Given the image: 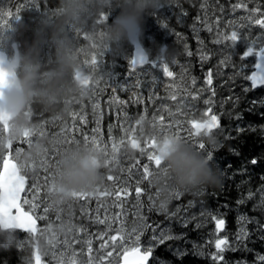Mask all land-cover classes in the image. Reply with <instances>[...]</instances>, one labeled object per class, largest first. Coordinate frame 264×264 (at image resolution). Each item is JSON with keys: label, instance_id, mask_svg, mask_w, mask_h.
<instances>
[{"label": "trees", "instance_id": "1", "mask_svg": "<svg viewBox=\"0 0 264 264\" xmlns=\"http://www.w3.org/2000/svg\"><path fill=\"white\" fill-rule=\"evenodd\" d=\"M28 1H31L29 6L23 0L6 2V10L9 9V12L15 5L14 43L17 52L21 54H25L34 42L35 29L43 21H48L49 25L55 23L60 11V0ZM238 3L246 4L247 8L234 9V5ZM257 8L259 11H252ZM120 10V0H111L100 11L96 10L95 5H89L84 23L76 25L77 31L73 30L77 39L73 41L81 50V57L92 59L87 70L83 67V71L95 77L93 83L99 88L93 84V91L99 89L102 92L100 100L104 101L106 97L104 116L101 110L99 112V129L105 132V137L111 143L122 139V114L133 118L144 116L147 119L154 115L153 109L157 106L160 107L165 102L176 103L180 97L200 109V119L206 121V113L211 108L209 115H217L220 121V128L211 132L204 130L197 143L205 145L204 151L211 157L209 162L221 174V183L217 187L184 192L167 206L165 212L172 215H157L149 209L146 223L148 221L147 224L152 227L168 225L174 236L153 249L149 264H264V260L260 259L264 257V87L252 90L249 80L245 79L251 73L257 57L253 55L242 59L243 52L253 41L256 42V50L264 43V28L254 22L256 19H264V0H158L155 7L144 13L139 37L149 56L147 65L152 67L150 75L135 72L144 67L131 68L132 46L127 41L119 45L110 43L93 55H88L85 45L81 43L85 35H90L91 29L102 31L99 27L102 25L105 26L107 36L108 26ZM71 26L73 27L67 26V31H72ZM233 31L240 37L235 43L228 39ZM40 56L43 74L53 66L55 48L45 45ZM154 62H158L156 68L152 66ZM165 64L173 73L171 77L163 73ZM210 71L213 83L209 86L206 80ZM119 83H126V87L116 88ZM165 85L170 91H165ZM103 90L118 94L120 102H113L114 96L104 94ZM144 92H151L150 97L143 96L146 95L141 94ZM173 95L176 96L175 100L172 99ZM193 96L196 97L195 100L192 99ZM95 97L92 91L83 95L81 101L78 102V99L73 104L66 119L55 121L43 111V106L38 101L33 102L30 105L32 119L38 121L44 131V135L37 139L48 137L51 143L46 148L60 150L69 140L79 143L83 137H88L90 130L95 136L93 130L96 126L99 127L98 124L94 127L90 123L84 125V132L78 130L73 139L65 136V132L59 135L57 131L65 125L74 124L76 128L79 127L78 115L95 118L97 114L90 111L89 102L94 101L100 103L101 107L104 106ZM149 98L153 100L151 105H148L149 100H145ZM209 134L216 140L214 143L203 139ZM37 139L33 137L32 141ZM110 146L112 145L106 146L109 154L112 153ZM6 153V149L0 150V161ZM115 155V160L113 155H105V161H108L105 166L106 182H117L116 172L124 166L123 161L119 160L120 155ZM39 159L40 166L45 167L46 172L48 162L47 166L42 163L46 158L40 156ZM253 159L257 161L256 164L251 163ZM111 166L113 168H109ZM111 170H114L115 175L109 180L108 172ZM135 180L137 179L133 177L128 183ZM142 187L146 189L145 185ZM36 203L43 212L45 207L49 209L47 213L44 212L45 218L39 221V226L43 229L51 226L57 211L55 209L54 213L53 207L56 205L52 203L49 193L38 189ZM24 209L30 211L27 206ZM213 216L226 221L219 234L216 232ZM241 229L244 231L241 232ZM148 230L146 229V233ZM4 233H9L11 240ZM88 234L92 237L96 235H92L90 229ZM151 234L152 231L149 236ZM216 236L227 238L228 244L222 253L215 248ZM32 239L27 233L0 229V264H28L29 261L31 264ZM41 244L40 240L39 246ZM213 256H223V259L214 260ZM48 263L53 264L50 261Z\"/></svg>", "mask_w": 264, "mask_h": 264}, {"label": "clouds", "instance_id": "2", "mask_svg": "<svg viewBox=\"0 0 264 264\" xmlns=\"http://www.w3.org/2000/svg\"><path fill=\"white\" fill-rule=\"evenodd\" d=\"M158 0H120L121 10L112 18L107 29L106 43L119 45L123 41L136 42L141 35V22L146 11L156 6ZM111 0H60V11L55 23L43 21L35 29V39L25 54L9 55L0 50V69L6 77L0 78V117L7 122V131L0 127V148L7 143L20 141L25 133L32 134L41 127L32 119L30 105L38 101L50 119L64 120L70 114L74 102L86 94L95 77L87 75L82 68L81 50L70 37L67 26L81 25L89 5L100 11ZM45 45L55 48L53 66L42 74L40 53ZM15 47V46H14ZM89 85H84V80ZM150 121H141V127L154 132ZM214 143L211 134L203 137ZM163 171L152 176L157 189L159 208L165 210L176 191L193 192L217 187L221 174L209 160L190 143L158 137ZM51 143L48 137H40L28 150L18 157L23 165L41 156ZM104 154L92 146L76 144L59 158L49 197L54 205L68 204L73 193L95 191L103 181L101 169L105 167ZM70 230V225L57 227L60 233Z\"/></svg>", "mask_w": 264, "mask_h": 264}, {"label": "rangeland", "instance_id": "3", "mask_svg": "<svg viewBox=\"0 0 264 264\" xmlns=\"http://www.w3.org/2000/svg\"><path fill=\"white\" fill-rule=\"evenodd\" d=\"M7 1H11V0H0V49L7 53L12 54L13 46H14L15 28H16V24L14 23L13 18L16 12H14L13 10L15 8V5L13 6L11 12H9V9L6 10ZM23 1H25V4H27L28 6L31 4V1L28 0H23ZM86 16L87 15H85L84 18H86ZM99 27L102 29V31L100 29L94 30L90 28L91 29L90 35H85L81 40V43L86 47L88 55L95 54V51L100 52L106 46H108V44H110V43H106L107 36H105V26L102 25ZM70 30L72 31L70 32L68 31V33L71 35L72 40H74L75 31L73 30L77 31L76 25H73V27L71 26ZM120 53L123 54V51H121ZM81 59H82V68L84 67L85 70H87V66L91 64L92 59L82 58V57ZM91 67H93V65H91ZM131 68L133 69L134 66H131ZM150 68H152L150 65H146L144 69H137L135 70V72H138L141 75H150L152 74ZM89 70H91V68H89ZM129 71L130 70L128 69L127 73H129ZM84 72L87 74L86 71ZM93 84L94 83L91 82V86L88 88L85 95H88L89 92L92 91V95L96 96L95 98L97 101L103 102L104 106L101 107L100 103L97 104L94 101H91L89 103V106L90 109L93 108L91 111L97 114L96 117L88 118V116L86 115H80L81 117H79L78 115V119H79L78 121L81 125H88L90 123L91 127H94L98 124L99 127L96 126L95 129L99 131L100 135H102L105 134V132L99 129L100 121H101V115L99 114V112L101 110L102 116H104L105 98L104 101L100 100L99 96L102 95V92L99 91V89L93 91L95 89L94 85H96V88H99L97 84L94 85ZM171 86L174 87V85ZM120 87L121 88L126 87V83H119L116 88H120ZM167 89H169L168 86L166 87L165 91H170ZM103 93L109 94L110 96L111 95L114 96L112 100L113 102L115 103L120 102V100H118L119 99L118 94L110 93L109 91L106 92L103 91ZM141 94H146L148 96L146 95L143 96L150 97L151 92H144ZM145 100L147 101L149 100L148 105L153 104L152 99L149 98ZM157 103H159V101H157ZM124 106L125 104H123V107ZM199 110H200L199 108H195L194 106H192L189 101L180 97V99L178 98L176 100V103L165 102L162 103L160 107L157 106L155 109H153L154 115L148 117L147 119H145L144 116L139 118L136 117L137 118L136 119L133 118L131 115H129L128 117L127 114H122L121 119H123V123H121V125L123 128V132L121 131L120 139L122 138L121 140H123L124 143L119 146V151L116 154L120 155L119 160L123 161L124 166H122L121 169L118 172H116L117 176L115 175L114 170L108 172L110 173L108 174L109 176L115 175L117 182L116 181L106 182L105 173H104L103 180L105 181V186L102 187L101 185H99V187L97 186L95 191L85 192L89 195L85 201H84L85 197L84 198L77 197V198H73L74 202L72 200L68 204H64L62 206L56 205L55 208L53 207L54 213H55V209L57 211V215H55L54 218L52 219L53 224H51V226L46 227L44 229L43 227L39 226L37 235L35 236V238H33V245H34V241H36L37 253L39 252V254L41 255V264H46V262L48 263V261H50L53 264H59L60 260H64L65 264H67V260L72 253L76 254V260L78 264H81V262H85L86 264V261L88 260L89 256H91L95 260L94 263L97 264L100 256L102 255L106 256L107 251L112 250V242L110 241L109 237L111 235L117 234L114 229L120 227L121 221L126 225L128 229H130L133 223L137 221L139 216H142L144 219L146 218V214L147 212H149V209L153 210L155 213H157V215L164 214L165 217L167 215H172L171 213H168V211L165 212L166 209L163 211L160 210L158 206L159 193H157V189L153 186L152 183L153 175L150 176L151 179L149 180L143 179L142 178L143 168L145 165H148L149 170L152 173L159 171L158 169H156L154 162L148 160V155L155 151V149L151 147V139L153 136H156L157 138L159 137V133H160L159 125L161 123L160 117L161 116L164 117L163 124L165 125V127L171 125V130L173 132L178 133L182 137H190V143L192 141H195L197 143L198 141H200L201 135L204 134V130H201L199 135H195V130L191 127V122L192 121H196L198 123L204 122V119L199 118L200 116ZM143 120L150 121L151 125L149 127L153 128L155 131L150 132L148 131L147 128L141 127V121ZM153 124H156L157 127L154 128ZM92 137H93L92 130H90V134H88V139H92ZM95 137L99 138L98 136ZM130 138L136 139L140 144V148L138 149L131 148ZM35 139H37V137H35ZM99 141L101 142V139H99ZM115 141L111 143L109 139L105 137L104 157H105V152H107V155H113V152L109 154L106 146L112 145ZM120 141L115 143L119 144ZM34 142L36 141H32V143ZM15 143L17 145L15 147V152L17 148H22L24 153L29 148V145L26 142L17 141ZM78 144H85V138L83 137ZM110 148L112 151V146H110ZM141 149H143V151H141ZM47 151L48 148L45 149L43 154L44 157L47 159V161H49L48 160L49 157H47ZM15 152H14V157H15ZM138 153H142V154L144 153V154L138 155ZM43 154L41 155V157L43 156ZM136 155L138 157H136ZM39 158L40 156L24 163L26 165V170L24 172L27 173L29 170L32 176V180L35 179L34 181L35 186L40 189L39 179L45 182V180L47 179L45 175L48 173L45 174L40 173V170H44V167L40 166L41 162ZM18 163H20V161H18ZM28 163L30 164V166L28 165ZM161 167L163 168V163ZM109 168H113V166ZM54 176L55 174L51 172L50 173L51 180L48 181L49 184L47 185H51L52 187ZM133 177H135L137 180H135V182L133 183H128L129 181L133 180ZM142 185H145L146 187L145 190L143 189ZM137 186L143 189L139 197V200L137 199L135 192V188ZM37 193H38V189H36L35 193L31 190L28 192L27 196L25 197H27L30 201H32L33 194L37 195ZM101 193H109V194L101 195ZM117 193H120L119 199H117ZM179 193H180L179 197H181L184 192L179 191ZM177 199L178 198H176L174 193L172 200H177ZM170 204L167 206H170ZM23 205H27L32 212L34 211V213H36L38 210V208L33 210L30 204H23ZM77 209L78 211L80 210L79 211V213L81 212L80 215ZM117 214H119V219L115 220L114 222L110 221L113 222V230L111 231L107 229L105 224H99L97 222L98 219H105V217L114 218L117 216ZM62 224L70 225L71 231L66 230L63 233L58 232L57 227ZM153 228L155 229V233L152 231ZM89 229L92 230V235L96 234L95 237L94 236L92 237L91 235L88 234ZM150 231H152V234L149 236ZM162 232L167 235H170L171 237H174L168 225L165 224L161 226L155 225L152 228H149L147 233L145 230L144 234L141 236L140 244L142 250L149 246H152L154 249L157 245H159L156 241L152 240V236L154 234L156 236H159ZM149 238L150 240L148 241ZM223 238H224L223 236L220 237L216 236V238L214 239V243L217 239H223ZM40 240L42 241L41 246H39ZM86 240L87 241L91 240L92 242L91 245L92 252L90 254L89 252H87L88 245L86 243ZM65 241H69L71 243V248H69L68 245L65 244ZM105 242H107V246L101 249V244H104ZM53 253H55V256H53ZM61 253H64V255L61 256ZM32 258H33V250H32ZM31 264H33V259L31 261ZM105 264H107V261L105 262Z\"/></svg>", "mask_w": 264, "mask_h": 264}, {"label": "snow or ice", "instance_id": "4", "mask_svg": "<svg viewBox=\"0 0 264 264\" xmlns=\"http://www.w3.org/2000/svg\"><path fill=\"white\" fill-rule=\"evenodd\" d=\"M247 8L246 4L238 3L234 5L235 8ZM253 12L259 11V9H253ZM251 19V17H249ZM255 24L259 25L261 28H264V19H256ZM211 30V29H209ZM233 43L238 41L240 37L238 36L236 31H233L231 33V36L228 37ZM219 42V41H217ZM255 41L252 42V45L247 46L246 51L242 54V59L245 57L255 56L257 57V60L254 64V71H252L251 75L246 76L245 79L251 81V87L255 89L257 86H264V46L259 47L258 50L255 48ZM191 55V53H189ZM204 58V57H202ZM145 65L148 63L147 57L140 51L137 52L136 56L132 58L131 64L133 66H136L137 64ZM158 62L153 63V67H157ZM163 73L165 76L171 77L173 73L169 71L168 66L165 64L163 67ZM6 77V73L3 72L2 69H0V78ZM154 79V78H153ZM195 83V81H193ZM206 83L210 86L213 83V74L210 71L207 76ZM84 85L87 87L89 85V80H84ZM215 93H213L214 95ZM172 99L175 100L176 96L173 95ZM193 100L196 99V97H192ZM205 103H209V101H205ZM212 109H208V119L204 121L203 123H198L196 121L191 122V127L195 130V135H199L201 130H205L207 132H211L213 129L220 128V121L219 117L215 114L209 115L211 113ZM0 120H3L2 117H0ZM164 117H160V133L159 137H162L164 140V146L167 148L169 138H175L183 140L187 143H190V137H182L176 132H173L171 130V125H168L165 127L163 124ZM153 127L156 128L157 125L153 124ZM7 125L6 123L2 125V129L6 131ZM95 131V130H93ZM134 131V129H133ZM44 131L43 128L40 127L39 129L35 130L32 134L25 133L24 137L20 140L21 142H26L29 146L32 144V138L33 137H39L43 136ZM124 143L123 140L117 143L112 144V152H113V160L116 159V153L119 151V146ZM159 143V140L156 136H153L151 139V147L155 149V151L148 155V160L154 162V165L156 169L159 171H163L162 165V158L157 151V145ZM85 144L88 145V137L85 136ZM91 144L93 148L100 150L99 147V141L95 136L91 139ZM194 149L201 152L207 159H210L211 157L204 151L205 145L203 143H196L195 141H192L190 143ZM130 145L133 149L140 148L139 142L134 139L130 138ZM12 148L13 143L9 142L6 145H4L0 150L7 149L8 152L6 155L2 157V161H0V228H3L5 230L10 229H22L26 233L35 234L37 233V219H44L45 217L40 216L37 217L33 212L25 211L22 207V204H30L31 208L35 210L39 207V205L35 202L37 199V195L33 194L32 201H30L27 197H25L23 200L21 199V194L25 192V185H26V177L24 174H22L23 171L26 170V165L18 163V157L23 153L22 148H17L15 152V157H13L12 154ZM67 148L63 150H57V155L61 156ZM143 151V149H141ZM105 155H107V152H105ZM59 160L56 161V164H58ZM45 166H47V161L42 162ZM108 161H105V165L107 166ZM252 164H256L257 161L253 159L251 161ZM154 173H152L149 170V166L145 165L143 168V179L147 180L150 176H152ZM109 180H112V176H108ZM36 186L33 185V188ZM31 191V189L29 190ZM126 191V190H124ZM137 199L139 200V197L142 193V189L137 186L135 188ZM109 193H101V195H108ZM120 193H117V199H119ZM158 195V194H157ZM87 196V193L85 192H79V193H73L74 198H84ZM176 198H179L180 193L179 191L175 192ZM49 209L47 207L44 208V212L47 213ZM119 219V214H117L114 218L105 217V219H98L97 222L99 224H105L108 230H113V222L115 220ZM212 219L215 221V228L217 234L219 232L223 231L226 221L224 219H217V217L213 216ZM240 219H244V217H240ZM113 221V222H110ZM152 228L151 225L147 224L145 219L142 216H139L137 221L133 223L130 229L126 227V225L121 221L120 227L115 228L116 235H111L109 237L110 241L112 242V250L107 251L106 256H100L99 261L97 264H105L107 261V264H149V259L153 254V247L149 246L147 248H144L142 250L140 240L141 236L144 234V231L146 229ZM71 231V228L70 230ZM152 231L155 233V229L153 228ZM244 229H241V232H243ZM42 234V233H41ZM4 235H8L9 240H11V235L9 233H4ZM170 235H167L165 233H161L159 236H156L155 234L152 236V240L156 241L158 244H163L167 239H172ZM88 245V252H92V242L91 240L86 241ZM65 244L68 245L69 248H71V243L69 241H65ZM228 241L227 238L223 239H217L215 241V248L219 253L224 252L225 246H227ZM107 246V242L104 244H101V248H105ZM64 253H61V256H63ZM53 256H55V253H53ZM214 260H222L223 256H213ZM260 259L264 260V257H261ZM30 264V261L28 262ZM35 264H41V255L39 252L35 255ZM59 264H65L64 260H60ZM67 264H78L76 260V254L72 253L71 256L67 260ZM81 264H85V262H81ZM86 264H94V259L89 256L88 260L86 261Z\"/></svg>", "mask_w": 264, "mask_h": 264}, {"label": "flooded vegetation", "instance_id": "5", "mask_svg": "<svg viewBox=\"0 0 264 264\" xmlns=\"http://www.w3.org/2000/svg\"><path fill=\"white\" fill-rule=\"evenodd\" d=\"M73 125L74 124H72V125H65L61 130H57L58 131V134L61 135L62 133L65 132V136H67V137L69 136L71 138L72 137L74 138V137L77 136L78 129L80 131L83 130V132H84V125H81L80 124V126L77 127V128L75 126H73ZM83 132H82V134H83ZM93 133H94L95 136H98L99 137V138H97L98 141H99V139H101V142L99 141V147H100V151L104 154V151H105V134L100 135L99 134V131L96 130V129H95V132H93ZM76 144H78V142H76L74 140L73 141L72 140H69L67 142V145H63V146L60 147V150H63L65 148L68 149V148H70V147H72V146H74ZM88 144H89V146H92L91 141H88ZM16 146H17L16 143H13V148L11 150L12 151V154H13V157H14V152H15V147ZM43 157H44V154H43ZM47 157H49L48 158L49 161H47V159H46V161L48 162V166L46 167V172H44L45 167H44V170H40V173H42V174L48 173V174L45 175L47 179L45 180V182H43V181H41V179H39L40 189L41 190H44V191H47V190L50 191V189H51V185H47V184H49L48 181L51 180L50 173L53 172L55 174V168H56V165H57L56 164V161L59 160V158H60V156L57 155V150L56 149L51 150V149H49V147H48V151H47ZM42 162H43V160H42ZM28 165L30 166L29 163H28ZM101 171H102V175H103L105 173V167L103 169H101ZM25 177L27 179V190H26V192H27L26 193V196H27V194H28V192H29L30 189L35 193L36 189H39V188L38 187L33 188V185H35V182H34L35 179L32 180V176H31V173L29 172V170H28L27 173H25ZM100 185L102 187H104L105 186V182L102 181V183ZM88 196L89 195H87L85 197L84 201L88 198ZM41 215L43 216L44 215V212L39 207V209H38V217H40Z\"/></svg>", "mask_w": 264, "mask_h": 264}, {"label": "water", "instance_id": "6", "mask_svg": "<svg viewBox=\"0 0 264 264\" xmlns=\"http://www.w3.org/2000/svg\"><path fill=\"white\" fill-rule=\"evenodd\" d=\"M131 44H132V58H134L135 56H136V54H137V52L138 51H140V52H142L146 57H147V55H146V53H145V50L143 49V47H142V45L140 44V42H139V40H137L136 42H130ZM264 46V45H263ZM138 65H140L139 63H138ZM141 66H144V65H141ZM255 69H254V67H253V71H254ZM252 73V72H251ZM251 73H250V75H251ZM250 81V80H249ZM250 85H251V81H250ZM264 86H257L255 89H260V88H263ZM252 88V87H251ZM253 89V88H252ZM254 89V90H255ZM6 123V125H8L7 124V122L6 121H4V120H0V125L2 126L3 124H5ZM6 131H7V128H6ZM25 187H26V185H25ZM22 197H23V193L21 194V199H22ZM37 225H38V223H37ZM36 225V226H37ZM2 231H7V230H5V229H3V228H0ZM10 230H16V231H21V232H25L24 230H22V229H10ZM33 236H35L36 235V233L35 234H32ZM37 254V246L36 245H34V247H33V261H34V264H35V255ZM150 259H151V257H150ZM150 259H149V261H150Z\"/></svg>", "mask_w": 264, "mask_h": 264}, {"label": "bare ground", "instance_id": "7", "mask_svg": "<svg viewBox=\"0 0 264 264\" xmlns=\"http://www.w3.org/2000/svg\"><path fill=\"white\" fill-rule=\"evenodd\" d=\"M103 91H104V90H103ZM115 91H116V90H115ZM102 95H103V94H102ZM85 96H86V95H85ZM81 98H82V97H81ZM85 98H86V97H85ZM105 98H106V97H105ZM130 98H131V97H130ZM94 99H95V98H94ZM81 100H82V99L78 100V102L81 101ZM88 102H89V101H88ZM90 102H91V101H90ZM90 102H89V103H90ZM105 103H106V102H105ZM74 104H75V102H74ZM77 104H79V103H77ZM81 104H82V103H81ZM87 105H88V104H87ZM83 106H84V104H83ZM108 108H109V107H108ZM89 109H90V107H89ZM92 109H93V108H92ZM92 109H91V110H92ZM105 109H106V108H105ZM91 110H90V111H91ZM126 110H127V109H126ZM88 111H89V110H88ZM129 113H130V112H129ZM90 114H91V113H90ZM113 114H114V113H113ZM99 117H100V116H99ZM91 123H92V122H91ZM85 127L87 128V126H85ZM113 138H114V137H113ZM215 141H216V140H215ZM62 142H63V141H62ZM60 146H61V145H60ZM49 149H50V148H49ZM43 161H44V160H43ZM34 165H35V164H34ZM41 184H42V183H41ZM98 190H99V189H98ZM47 192H48V191H47ZM112 195H113V194H112ZM46 198H47V197H46ZM46 200H47V199H46ZM38 201H39V200H38ZM73 202H74V200H73ZM75 204H76V203H75ZM61 206H62V205H61ZM73 206H74V205H73ZM78 206H79V205H78ZM44 207H45V206H44ZM65 207H66V206H65ZM72 208H73V207H72ZM75 208H76V207H75ZM75 208H74V209H75ZM59 210H60V209H59ZM75 211H76V210H75ZM77 211H78V209H77ZM79 211H80V210H79ZM79 211H78V213H79ZM72 212H73V211H72ZM83 212H84V211H83ZM211 212H212V211H211ZM80 213H81V212H80ZM80 213H79V215H80ZM213 213H215V212H213ZM69 214H70V213H69ZM150 214H151V213H150ZM79 215H78V216H79ZM217 215H218V214H217ZM217 215H216V216H217ZM91 216H92V215H91ZM221 216H222V215H221ZM86 220H87V219H86ZM150 220H151V219H150ZM86 223H87V222H86ZM147 223H148V221H147ZM149 223H150V222H149ZM160 223H161V222H160ZM165 223H166V222H165ZM155 224H156V223H155ZM200 226H201V225H200ZM205 226H206V225H205ZM93 227H94V226H93ZM88 228H89V227H88ZM196 228H197V227H196ZM102 229H103V228H102ZM202 230H203V229H202ZM88 231H89V230H88ZM171 231H172V230H171ZM181 232H182V231H181ZM89 234H90V233H89ZM186 235H187V234H186ZM86 236H87V235H86ZM231 236H232V235H231ZM230 238H231V237H230ZM235 238H236V237H235ZM30 241H31V240H30ZM86 241H87V240H86ZM99 242H100V241H99ZM232 242H233V241H232ZM98 246H99V243H98ZM98 246H97V247H98ZM157 247H158V246H157ZM101 249H102V248H101ZM95 250H96V249H95ZM100 251H101V250H100ZM87 252H88V251H87ZM89 254H90V253H89ZM94 254H95V253H94ZM93 256H95V255H93ZM96 260H97V259H96ZM152 260H153V259H152ZM28 261H29V260H28ZM94 261H95V260H94ZM261 263H262V262H261ZM94 264H95V263H94Z\"/></svg>", "mask_w": 264, "mask_h": 264}]
</instances>
